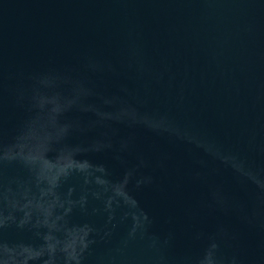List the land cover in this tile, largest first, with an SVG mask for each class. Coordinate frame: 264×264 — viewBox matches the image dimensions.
<instances>
[{
  "label": "water",
  "instance_id": "95a60500",
  "mask_svg": "<svg viewBox=\"0 0 264 264\" xmlns=\"http://www.w3.org/2000/svg\"><path fill=\"white\" fill-rule=\"evenodd\" d=\"M133 42L149 69L142 75L127 66L128 46ZM85 54L110 61L115 72H86ZM0 61L10 86L20 82L21 73L76 68L100 94L89 98L90 103L102 105L104 96H120L133 104L142 100L137 105L141 111L167 114L177 124L214 140L224 151L264 168L260 150L264 145V0H0ZM161 72L163 78L157 80ZM125 87L128 93L121 91ZM7 116L11 130L23 113L9 107ZM67 116L82 121L94 118L77 111ZM101 132L114 141L132 137L131 149L121 159L113 150L85 153L81 159L104 165L108 174L101 178L113 185L120 184L141 159L145 161L128 189L152 218L150 233L175 234L166 250L170 264L182 256H198L203 242L195 234L214 233L221 225L237 237L224 245L225 254L239 251L246 260L260 255L264 232L244 226L235 213L211 206L214 187L222 188L232 201L250 202V191L230 168L194 145L142 127L110 122L109 127L87 136L74 135L70 142L78 144ZM6 175L27 179L19 166L9 167ZM141 175H151L153 183L136 189L135 179ZM69 189L74 200L87 196V210L74 208L58 238L63 241L66 231L85 224L100 234L84 264H156L157 253L147 236L128 239L131 216L121 217L135 210L118 208L113 229L102 211L111 191L95 199L92 193L99 190L97 186L85 185L79 177L63 185L62 198ZM107 230L112 235L100 239ZM0 238L9 244L40 243L31 232L16 229L5 231ZM30 254L31 250L24 252Z\"/></svg>",
  "mask_w": 264,
  "mask_h": 264
},
{
  "label": "clouds",
  "instance_id": "9594fccd",
  "mask_svg": "<svg viewBox=\"0 0 264 264\" xmlns=\"http://www.w3.org/2000/svg\"><path fill=\"white\" fill-rule=\"evenodd\" d=\"M127 55L129 68L135 67L141 75L149 71L134 42L129 44ZM82 63L89 73L115 72L110 61L93 54L83 55ZM162 78V72L156 75L157 80ZM121 91L128 93L126 87ZM99 95L90 86L88 78L71 66L21 73L19 83L6 85L0 61V237L5 231L16 229L31 232L40 241L38 246H34L24 242L9 244L0 238V264H34L35 261L57 264L58 260H62V264H84L97 243L99 230L85 224L66 231L63 241L57 235L65 230L66 217L74 208L87 210L86 195L74 200L73 190L69 189L67 196L61 197L60 189L74 177L82 178L85 185L97 186L99 190L92 193L95 199H101L104 192H112L104 200L102 211L107 214V223L113 229L117 226L113 221L118 208L125 206L135 210L121 217L124 220L131 216L128 239L147 236L150 247L157 253L156 264H170L166 250L175 240V234L169 232L161 237L150 233L153 220L140 208L139 201L128 189L136 171L145 166V161L141 159L137 168L126 172L120 184L113 185L101 178V174H108L104 165L81 159L85 153L105 150H113L116 158L121 159V154L131 149L133 138L123 137L114 141L113 136L101 132L78 144L70 142L74 135L87 136L93 130L109 127L110 122L129 128L142 127L156 135H167L194 145L230 168L238 182L250 191V202L232 201L222 188L214 187L210 193L211 206L225 213H235L244 226L264 232V168H256L240 155L224 151L214 140L177 124L167 114L141 111L137 105L143 104L142 100L133 104L120 96H104L101 97L102 105L89 102V98ZM104 106L112 110H105ZM9 107L23 113L11 130L7 126ZM73 111L91 113L94 118L87 121L69 119L67 114ZM254 140L253 136L250 142ZM260 150L264 152V145ZM50 153L54 156L50 157ZM200 163L204 164V161ZM11 166L22 168L27 179L7 176V169ZM160 166H163V161ZM199 175L197 173V177ZM152 183L151 175H141L135 179V188ZM33 188L37 191L34 192ZM60 209L62 214H58ZM111 235V230H107L100 239ZM194 238L203 242L199 255L179 257L176 264H264V242L260 246V255L247 260L239 251L225 254L224 245L237 237L223 225L211 234L196 233ZM27 250H31V254L25 256Z\"/></svg>",
  "mask_w": 264,
  "mask_h": 264
}]
</instances>
